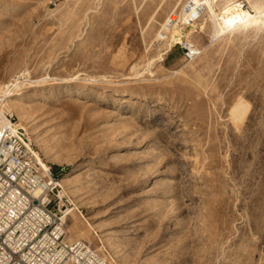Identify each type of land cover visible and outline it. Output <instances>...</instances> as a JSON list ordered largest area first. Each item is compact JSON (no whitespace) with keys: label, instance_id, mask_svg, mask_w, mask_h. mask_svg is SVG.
I'll return each instance as SVG.
<instances>
[{"label":"rangeland","instance_id":"1","mask_svg":"<svg viewBox=\"0 0 264 264\" xmlns=\"http://www.w3.org/2000/svg\"><path fill=\"white\" fill-rule=\"evenodd\" d=\"M178 2L194 8L167 50ZM208 13L0 0V99L25 109L19 126L58 174L66 238L107 264H264V23L214 39Z\"/></svg>","mask_w":264,"mask_h":264},{"label":"built area","instance_id":"2","mask_svg":"<svg viewBox=\"0 0 264 264\" xmlns=\"http://www.w3.org/2000/svg\"><path fill=\"white\" fill-rule=\"evenodd\" d=\"M195 9L198 19L202 5ZM175 11L165 23H176L170 19L178 16ZM192 47L188 42L181 45L185 57L196 54ZM7 117L8 124L0 123V264H106L105 250L66 239L67 212L61 208L64 193L58 174L44 166L13 116Z\"/></svg>","mask_w":264,"mask_h":264},{"label":"bare ground","instance_id":"3","mask_svg":"<svg viewBox=\"0 0 264 264\" xmlns=\"http://www.w3.org/2000/svg\"><path fill=\"white\" fill-rule=\"evenodd\" d=\"M208 7V16L207 20L208 23L211 26V37L214 39L225 37L227 35L232 34L236 29L241 27H248L252 26L256 23L263 22L264 23V9L259 7H253V13L249 10L243 9L240 7V4H232L233 2L227 3L222 11L219 13L215 9L214 3L209 2L208 0H204ZM181 2H178L176 5V8L179 10V15L177 17L171 18V20H176V23H170L167 21L168 28L166 29L169 33V40H167L164 43L165 49H169L172 46V42H181V32L179 31V24L188 21L189 22V16L190 12L194 8V5L189 4H183L181 5ZM196 8V7H195ZM180 22L179 24H177ZM164 25V24H163ZM189 44H192V42L189 40ZM192 53H199L197 49L194 47L191 48ZM162 54H159V58L162 59ZM156 57V56H155ZM43 82V81H42ZM13 88L17 86V84L12 85ZM11 91V90H10ZM0 92H3L0 90ZM8 92V93H7ZM5 93V96H9V90L3 92ZM0 99V123L8 124L9 119L7 117L8 114L12 115L15 114L17 117V121H15V125L17 127H20L21 123H25L27 118V113L25 109L18 105L15 100L11 99ZM21 128V127H20ZM22 129V128H21ZM44 164V162L42 161ZM44 166H46L44 164ZM67 179H63L62 182H65ZM66 210V209H65ZM69 210V209H68ZM73 209H71L67 214L71 213ZM67 216V215H66ZM78 226L72 224L70 226V230L76 234L77 233ZM67 239V238H66ZM68 240V239H67ZM107 264V263H106Z\"/></svg>","mask_w":264,"mask_h":264},{"label":"trees","instance_id":"4","mask_svg":"<svg viewBox=\"0 0 264 264\" xmlns=\"http://www.w3.org/2000/svg\"><path fill=\"white\" fill-rule=\"evenodd\" d=\"M54 173V172H53ZM56 175V173H54Z\"/></svg>","mask_w":264,"mask_h":264}]
</instances>
